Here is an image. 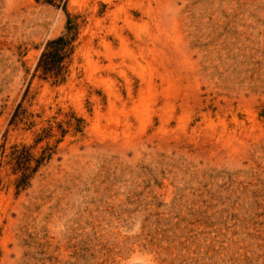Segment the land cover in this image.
<instances>
[{
	"label": "rangeland",
	"instance_id": "rangeland-1",
	"mask_svg": "<svg viewBox=\"0 0 264 264\" xmlns=\"http://www.w3.org/2000/svg\"><path fill=\"white\" fill-rule=\"evenodd\" d=\"M0 264H264V0H0Z\"/></svg>",
	"mask_w": 264,
	"mask_h": 264
},
{
	"label": "trees",
	"instance_id": "trees-1",
	"mask_svg": "<svg viewBox=\"0 0 264 264\" xmlns=\"http://www.w3.org/2000/svg\"><path fill=\"white\" fill-rule=\"evenodd\" d=\"M47 1L52 2L53 0ZM77 32V24H71V20L68 17L67 24L65 25V32L45 43L35 67L36 71L40 70L41 77H52L54 81L64 80V73L67 67L66 61L73 52V42L76 40V37H78ZM29 156L30 154L26 149H22L14 155L15 169L21 172V177L18 179L17 186H24L28 177H30V173L27 172L29 169Z\"/></svg>",
	"mask_w": 264,
	"mask_h": 264
}]
</instances>
